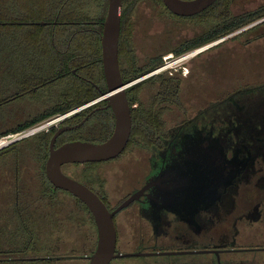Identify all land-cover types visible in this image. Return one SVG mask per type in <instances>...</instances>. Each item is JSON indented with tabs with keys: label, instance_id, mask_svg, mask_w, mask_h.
Returning a JSON list of instances; mask_svg holds the SVG:
<instances>
[{
	"label": "flooded vegetation",
	"instance_id": "flooded-vegetation-1",
	"mask_svg": "<svg viewBox=\"0 0 264 264\" xmlns=\"http://www.w3.org/2000/svg\"><path fill=\"white\" fill-rule=\"evenodd\" d=\"M43 1L47 12L44 19L21 20L17 16L25 13H19L17 0H13V16L18 19L12 21L15 27L9 60L0 62V130L13 132L24 127L19 130L24 131L49 120L51 123L41 131L52 132L51 138L59 128L71 127L57 137L55 147L72 140L105 141L112 135L116 119L106 99L101 46L104 19L98 14L81 18V0H63L57 11L50 8L49 1ZM257 2L259 5L251 8ZM237 7L241 12L235 11ZM208 8L182 15L172 11L164 0H123L119 64L125 82L137 80L128 87L127 96L129 102L133 101L132 119L134 113L141 117L138 133L133 137V122L130 139L115 158L62 165L66 174L94 190L110 211L131 199L114 214L117 249L144 254L118 257L110 264H125V259H134L133 264H264V151L259 154L251 138L247 146L228 149V157L235 162L226 177L218 173L216 181L204 183L203 157H196L195 168L201 162L202 178L178 181L176 175L161 181L166 154L186 144L189 130L185 127L211 101L264 85V77L247 79L241 72L233 84L235 89H216L207 76L214 67L209 66L211 61H204V53L223 49L228 42L264 28V0H221L213 11L207 12ZM229 16L254 19L204 43L210 27ZM37 25L44 28L32 27ZM262 40L264 31L249 37L242 49ZM226 54L227 50L214 64L223 62ZM210 95L217 98L210 99ZM204 100L208 102L202 105ZM42 116L44 120L28 125ZM232 138L239 141L234 134ZM34 142H28L32 145L27 148V157H21L22 151L16 153L11 166L1 171L0 222L4 216L7 220L0 227L7 228L0 230V242L27 243L31 231L45 224V235L37 240L57 246L58 254L53 256H81L58 260L79 258L86 264L88 259L83 255L91 254L97 244L94 216L80 198L54 187L49 180L46 162L50 141L48 151L41 149L38 140ZM133 158L138 159L134 169L128 166ZM114 161H128L121 166L124 173H116ZM69 167L79 170L71 173ZM43 169L52 193L43 187ZM112 172L121 182L111 183ZM149 182L155 185L146 188ZM68 197L73 198L74 207L85 219L63 215ZM87 226L89 230L84 232ZM122 236L131 246L128 249L120 244ZM76 243H82L79 254H74L76 248L69 253L59 248Z\"/></svg>",
	"mask_w": 264,
	"mask_h": 264
},
{
	"label": "water",
	"instance_id": "water-1",
	"mask_svg": "<svg viewBox=\"0 0 264 264\" xmlns=\"http://www.w3.org/2000/svg\"><path fill=\"white\" fill-rule=\"evenodd\" d=\"M215 1L164 0L172 11L182 15L200 12L211 6ZM122 10L123 0H108L101 38L103 67L108 86L106 99L112 107L116 119L114 131L107 140L102 142L72 140L55 147L57 137L64 130L71 128L61 127L50 140V153L46 162V174L54 187L65 189L80 198L88 206L96 221L97 244L91 254L83 255L88 259L86 264H110L113 259L118 257L144 254L121 252L117 249L114 214L128 205L131 199L124 201L114 211H110L94 190L82 181L66 174L62 168L65 163L102 161L115 158L123 152L130 139L133 119L127 90L137 80L125 82L120 69L119 41ZM39 22L41 24L45 23L44 21ZM202 119L204 120L203 128L200 127ZM224 124L227 126H221ZM188 126L193 127L189 129ZM186 127L185 130H189L188 143H193L188 144L186 140V144L180 149L173 148L171 153L166 154L167 166L164 172L162 171L161 181L162 179L164 181L170 180L176 175H178V181L184 178L191 180L202 178V170L199 168L201 162L195 168L196 160L194 158L196 157H203L204 183L216 181L218 173H220V176L226 177L227 174L232 172L233 166L231 164L235 162L227 154L228 149L232 146H241L242 144L247 146L249 145L248 140L251 138L252 144H256V150L259 154L264 151V85L251 86L226 100L210 103ZM250 131H252L251 134ZM233 134L239 141L232 138ZM243 135L246 137L244 138ZM193 144L197 147L195 148ZM191 166L193 167L190 176ZM180 168H183V171ZM196 174L197 177H195ZM154 185L155 183L149 182L146 188ZM73 257L81 256L48 255L40 258L67 259ZM25 259L32 258L11 256L0 258V261Z\"/></svg>",
	"mask_w": 264,
	"mask_h": 264
},
{
	"label": "rangeland",
	"instance_id": "rangeland-1",
	"mask_svg": "<svg viewBox=\"0 0 264 264\" xmlns=\"http://www.w3.org/2000/svg\"><path fill=\"white\" fill-rule=\"evenodd\" d=\"M86 2V6L83 7L82 9L87 11L90 15H94L96 16L98 14V6L95 4L94 0H81ZM260 2L254 3L251 8L253 7H257L259 5ZM250 7V6H248ZM236 12H241L240 8H235ZM262 31H264V28L258 29L257 32L255 33H247L244 36L241 37L240 40H234L232 42H228L226 44V46L228 47H224L223 49H212L209 52H206V54L204 53V61H211L210 63V67L213 66L214 70L212 71V73H208V79L212 80L214 82L215 88L216 89H226V90H233L235 89V87L233 86L236 77L239 75V73H245V77L247 79H251V78H263L264 77V40H262L261 43H258L256 45H251L250 47H248V49L243 50L242 47L243 45H248V43L246 42V40L249 37H253L254 35L261 33ZM4 36H6L4 39H0V62H6L9 60V47L12 45L13 40H12V32H7L4 34ZM235 47V48H233ZM221 50V51H220ZM226 50L228 52V55L226 54V56L224 57L223 62H220L218 64H214L213 61L218 62L219 57L221 56V53H226ZM243 50V51H240ZM224 51V52H223ZM221 58V57H220ZM222 59V58H221ZM206 62H204L205 64ZM258 81V80H257ZM228 88V89H227ZM225 90V91H226ZM210 99H216L217 97L213 96H209ZM220 98V97H218ZM208 101L204 100V102L202 103V105L206 104ZM0 132L5 133V132H10V131H5V130H0ZM44 131H39L34 135H31L29 137H27L28 140L23 141L18 143V145L14 146V147H7L3 150H0V175H1V171L3 170V168L6 166L8 167L9 165L11 166L12 162L15 160V155L16 153L21 152V157H27L26 154L30 153V149L29 148L32 144L28 143L30 141H35V144L37 143L38 140V136L40 134H42ZM33 154L30 155V157H32ZM143 156V155H142ZM137 160H135V158H133L131 160L132 165H128V161L127 162H121L120 164H118V162L114 161V164L112 165L113 168L116 169V173L119 174L121 170V166L122 165H128L129 167H131L132 169L135 168V166L137 165ZM28 162V161H27ZM23 163H26L23 162ZM31 164V163H30ZM33 167L30 166L29 170L32 169ZM33 170V169H32ZM30 170V171H32ZM79 168L75 169L74 167H69L68 171H70L71 173H74L76 171H78ZM122 173H124L122 171ZM113 176H112V184L115 183H119L121 182L119 180V177H117L113 172H112ZM74 200L73 198L68 197L65 202H64V208H63V215H67L69 217H71V215L74 217V219H85L84 215L82 213H80V210H77L74 207ZM71 219H73L71 217ZM3 223H5L4 220H2ZM43 224V223H42ZM45 224H43V227L39 230V237H44V232H45ZM89 230V226L84 228V232H87V230ZM124 233V229H122V235ZM124 236V235H123ZM123 236H122V240L120 242V244L122 245L123 248L128 249V247H131L130 245H126L124 243L125 239L123 240ZM82 243H76V244H66L63 246H59V248L61 249L62 252L65 253H69L71 248H76L77 250L74 251V254H79V250L81 248ZM43 255V253H41ZM133 260L134 259H125V261L123 263L125 264H133ZM117 260L115 259L114 262H116ZM139 261L138 259H136V262ZM85 261L83 259H70V260H63L56 264H82ZM113 262V263H114ZM115 264V263H114ZM117 264V263H116Z\"/></svg>",
	"mask_w": 264,
	"mask_h": 264
},
{
	"label": "trees",
	"instance_id": "trees-1",
	"mask_svg": "<svg viewBox=\"0 0 264 264\" xmlns=\"http://www.w3.org/2000/svg\"><path fill=\"white\" fill-rule=\"evenodd\" d=\"M49 1L50 8L52 7L54 11H57L58 8L63 5V0H47ZM68 0H65L67 2ZM72 1V0H69ZM221 0H217L216 3L213 6H210L206 11L211 12L214 10V8L220 3ZM95 4L98 6V15L101 19H105L107 7H108V0H94ZM13 0H0V39H4L6 36H4L7 32H12L15 25L12 23L15 19H21V20H42L47 14L46 10H43L44 1L43 0H17V7L19 13H25L23 17L18 18L13 16ZM66 6V5H65ZM86 6V2L81 1L80 2V11L79 14L82 16L81 18L90 15L87 11L83 10L82 8ZM50 12H53L50 10ZM34 16V17H33ZM261 16H256L255 18H258ZM254 18L246 19L245 17L241 16H229L226 19L220 20L217 24L210 27L209 31L204 35V43L207 41H211L214 39H217L239 27H242L249 22H251ZM21 27V26H19ZM35 29H43L44 26L37 25L32 26ZM138 86H135L134 89H136ZM228 97L219 99L217 101H211L210 103L220 102L223 100H226ZM130 103H133L132 100H130ZM208 107V106H207ZM207 118V117H206ZM45 117H38L33 122L29 123L28 125H33L39 121L44 120ZM133 122H134V129H133V137H135L138 133L137 126L141 124V117L139 114L134 113L133 116ZM24 127H20L13 132H19L20 129ZM9 133V132H5ZM53 133H42L38 136L39 145H41V149L48 147V143L50 141L51 135ZM48 151V149H46ZM47 155V153H46ZM46 155L43 156V161L45 162ZM42 179H43V187L48 189L50 193H52L50 189V183L48 181V178L45 174V169L42 170ZM7 220V218L4 216V219ZM0 224L3 225V222ZM6 226L0 227V230L3 231L6 229ZM33 229V228H32ZM14 236V235H13ZM39 237V230L33 229L31 231V236L28 238L27 243H22L21 240L14 241L12 243H5L0 242V252L4 254L5 257H33V256H53L58 254L57 253V246L55 245H49L46 243H42L41 241L37 240ZM17 238V237H16ZM18 239V238H17ZM43 253V255L41 254ZM60 262V260L55 258H32V259H25L20 261H0V264H56Z\"/></svg>",
	"mask_w": 264,
	"mask_h": 264
},
{
	"label": "built area",
	"instance_id": "built-area-1",
	"mask_svg": "<svg viewBox=\"0 0 264 264\" xmlns=\"http://www.w3.org/2000/svg\"><path fill=\"white\" fill-rule=\"evenodd\" d=\"M51 123L49 120L44 121L43 123L32 126L31 128L19 131V132H9V133H0V150L10 146L14 142L23 140L31 135L36 134L41 131L44 126H48Z\"/></svg>",
	"mask_w": 264,
	"mask_h": 264
}]
</instances>
